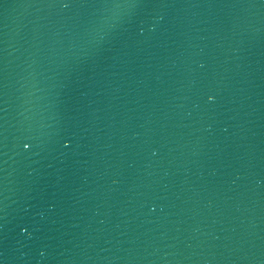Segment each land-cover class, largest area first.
<instances>
[{
  "label": "water",
  "instance_id": "1",
  "mask_svg": "<svg viewBox=\"0 0 264 264\" xmlns=\"http://www.w3.org/2000/svg\"><path fill=\"white\" fill-rule=\"evenodd\" d=\"M123 2L0 0V264H264V4Z\"/></svg>",
  "mask_w": 264,
  "mask_h": 264
},
{
  "label": "snow or ice",
  "instance_id": "2",
  "mask_svg": "<svg viewBox=\"0 0 264 264\" xmlns=\"http://www.w3.org/2000/svg\"><path fill=\"white\" fill-rule=\"evenodd\" d=\"M261 3L264 4V0H261ZM64 7H68V4H64ZM90 7H95L96 5H88ZM103 7H112V8H128V9H136V8H147V7H156L159 5L156 4H146L141 3L139 0H124L123 3H117L112 5H102ZM103 31V30H101ZM100 39H103V35L99 37ZM25 148L28 147L27 144L24 145Z\"/></svg>",
  "mask_w": 264,
  "mask_h": 264
}]
</instances>
